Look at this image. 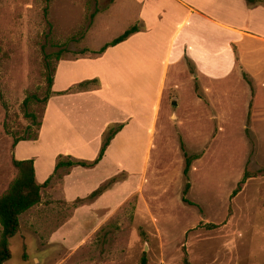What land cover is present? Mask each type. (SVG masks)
<instances>
[{"label":"rangeland","instance_id":"obj_1","mask_svg":"<svg viewBox=\"0 0 264 264\" xmlns=\"http://www.w3.org/2000/svg\"><path fill=\"white\" fill-rule=\"evenodd\" d=\"M151 1L0 0V195L18 174L17 146L38 140L45 98L56 93L63 67L104 54L76 52L98 50L133 25L139 31L128 47L113 52L150 49L144 66L139 55L140 73L76 67L55 84L76 80L58 94L100 91L118 104L117 124L133 119V128L142 127L140 160L131 158L132 145L129 168L117 174L137 192L91 233L63 227L84 202L38 204L21 215L5 264H140L142 257L146 264H264V174L232 196L245 171L264 168V42L237 36L198 9ZM256 15L251 26L264 35V13ZM46 59L56 67L50 89ZM116 66L109 57L107 67ZM116 82L121 88L112 89ZM53 135L37 149L57 145ZM184 152L198 157L185 195L193 204L182 200Z\"/></svg>","mask_w":264,"mask_h":264},{"label":"crops","instance_id":"obj_2","mask_svg":"<svg viewBox=\"0 0 264 264\" xmlns=\"http://www.w3.org/2000/svg\"><path fill=\"white\" fill-rule=\"evenodd\" d=\"M158 1L160 0L151 1V3L157 7L155 3ZM171 1H173L172 5L176 7L184 5L192 10L198 9L219 27L230 30L237 36H246L250 39L256 38L264 42V35L251 26L252 18H259L256 15L259 12L264 13V4L250 7L246 0ZM215 5H218V7L214 8ZM136 33L123 42L107 48L103 52L104 54L102 53L103 55L99 61H94L91 65H88V60L80 59L75 65L63 67L61 78L58 80L56 78L54 81L53 91L56 93L48 99L38 140L22 142L14 152L17 160L33 159L38 183L43 184L52 175L59 155L71 156L81 160H93L99 152L103 132L110 124H117L121 115L118 104L107 101L100 91L58 94L61 90H66L76 80L63 83L58 88L55 87V84L63 80L66 72H73L76 67L85 69L84 73L89 71V73H100L103 70L118 72L119 68L142 72L143 69H138L139 55L141 58L144 57L143 52L150 51L149 47H146L145 50L140 48L138 51H131L128 55H118L113 52V49L117 47H128V43L136 36ZM155 46L154 48L158 49ZM109 57L116 59V68L107 67ZM145 58H142V65ZM126 59H133V62L122 64V61L127 63ZM99 65L102 66L101 69H98ZM131 66L136 67L131 68ZM117 88H121V86L117 82L113 83L112 89ZM136 120L137 118L134 117V121ZM132 123L133 119L128 124L123 125L110 142L104 156L97 165L92 168L72 167L56 184L49 182L43 187L39 204L46 205L49 202H54L68 206L78 198L87 197L105 181L116 176L124 169H128L130 163L128 156L130 154L134 153V157L131 156V158L137 163L142 156L143 132L140 125L137 129L136 125L134 128L132 127ZM49 133L54 134L53 138L56 139L57 145L52 149H37L42 139H45ZM119 140L124 142L123 146L116 145ZM132 145L134 151L129 154L128 150L132 148ZM20 146H22L21 150L18 151ZM136 185L131 180L116 181L95 199L74 207L72 218L63 227H67L68 234L94 232L95 228H99L104 224L112 211L122 205L132 193L137 192ZM86 226L89 228H86ZM68 234H63V236Z\"/></svg>","mask_w":264,"mask_h":264},{"label":"trees","instance_id":"obj_3","mask_svg":"<svg viewBox=\"0 0 264 264\" xmlns=\"http://www.w3.org/2000/svg\"><path fill=\"white\" fill-rule=\"evenodd\" d=\"M114 0H108V4H112ZM248 6L252 7L258 4H264V0H246ZM98 12V9H96ZM95 16V13H92V17ZM139 28L136 25L130 26L121 34L113 38L111 41L103 44L98 50H91L89 48H84L76 54H85L91 52L94 54H102L107 48L115 46L120 42H123L128 37L138 32ZM61 52L57 51L56 60L61 59ZM47 57L50 58V54H47ZM56 67L52 65L51 60L46 59V75H47V85L48 89L51 88L53 84V76L55 73ZM197 80V78H195ZM90 82V80L83 81L79 83L76 87H84ZM75 89V88H74ZM195 89L199 90V87L196 83ZM71 91V89H70ZM45 101L50 98V91H48ZM123 127L122 124H110L102 135L101 146L97 156L93 160H81L75 159L71 156L59 155L56 159L55 169L52 175L43 183L40 184L36 180L35 168L33 159H24L17 160L13 159L12 164L17 169L18 174L9 189L2 195H0V264H5L11 258L10 250V239L13 238L20 229V216L26 211L36 206L41 202V192L42 188L45 187L55 175H59L61 178L64 174L68 173L72 167L82 166L86 168H92L98 164V162L104 156L110 142L114 136L121 130ZM185 154V167H184V176L188 178V172L191 166V163L194 159L198 158L197 156H191L188 153ZM257 174H264V168L258 169L256 172L251 173L245 171L241 180L239 181L237 187L233 190L232 196L236 195L240 190L242 185L246 182L247 179L256 176ZM118 176H113L112 178L105 181L101 186L92 191L85 198H78L75 201L77 202H87L95 199L97 196L106 191L113 183L118 181ZM190 183L187 179L182 200L185 203H191L185 195L188 192ZM213 227L215 225H209ZM146 258L142 257L140 264H146Z\"/></svg>","mask_w":264,"mask_h":264},{"label":"water","instance_id":"obj_4","mask_svg":"<svg viewBox=\"0 0 264 264\" xmlns=\"http://www.w3.org/2000/svg\"><path fill=\"white\" fill-rule=\"evenodd\" d=\"M173 104L175 105L176 103H175V102H173Z\"/></svg>","mask_w":264,"mask_h":264}]
</instances>
